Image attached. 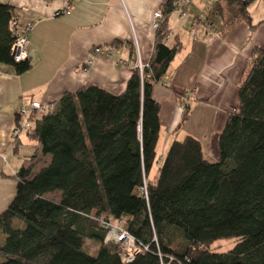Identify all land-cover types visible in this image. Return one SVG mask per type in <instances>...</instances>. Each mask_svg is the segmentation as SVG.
I'll return each instance as SVG.
<instances>
[{
	"label": "trees",
	"instance_id": "trees-1",
	"mask_svg": "<svg viewBox=\"0 0 264 264\" xmlns=\"http://www.w3.org/2000/svg\"><path fill=\"white\" fill-rule=\"evenodd\" d=\"M255 1L212 0L204 20L225 33L251 21ZM178 2L167 0L164 13ZM15 13L0 3V63L22 74L31 62L11 53ZM168 35L164 20L144 78L137 68L123 93L87 83L32 118V160L51 159L37 171L22 164L13 175L16 195L0 213V264H264V49H255L240 83L219 160L209 161L192 135L174 140L158 160L162 125L152 92L180 49ZM177 97L187 119L186 92ZM57 191L58 201L46 196ZM101 219L119 223L146 253L125 263L119 247L105 242ZM232 238L227 251L211 248ZM87 240L99 244L94 253Z\"/></svg>",
	"mask_w": 264,
	"mask_h": 264
},
{
	"label": "crops",
	"instance_id": "crops-1",
	"mask_svg": "<svg viewBox=\"0 0 264 264\" xmlns=\"http://www.w3.org/2000/svg\"><path fill=\"white\" fill-rule=\"evenodd\" d=\"M66 1L0 0L13 6L23 22L34 23L29 34L31 68L17 74L13 67L0 63V213L16 195L17 180L13 175L20 166L35 165L34 161L43 159L46 163L39 165L41 168L51 159L48 155L32 160L34 151L21 154L24 145L34 150L27 133L17 141L12 139L22 104L31 100L56 104L64 93L76 92L87 83L114 94L123 93L138 63L149 64L152 58L156 41L154 12L163 11L167 2L72 0L69 14H57ZM258 1L249 8L250 22L222 34L204 20L208 0H191L184 7V17L178 9L169 15L163 11L169 30L167 43L171 47L179 44L180 49L164 83L154 84L152 92L160 105V160L174 140L187 135L201 141L209 161L219 160L220 135L231 111L239 107L240 83L255 49H264V10L258 12ZM104 44H116L123 61L95 55L94 47ZM89 58L94 62L85 72L83 67ZM191 90L193 98H187L191 112L185 119L177 92ZM27 158L31 163H26Z\"/></svg>",
	"mask_w": 264,
	"mask_h": 264
},
{
	"label": "built area",
	"instance_id": "built-area-1",
	"mask_svg": "<svg viewBox=\"0 0 264 264\" xmlns=\"http://www.w3.org/2000/svg\"><path fill=\"white\" fill-rule=\"evenodd\" d=\"M190 2L191 0H179L177 9L181 11V17L187 15L184 7ZM208 3L210 4L211 1L208 0ZM71 10L72 0H67L64 9L57 14H69ZM164 20L165 15L161 9L154 12L153 26L156 30L160 27ZM33 28L34 23L32 21L23 22L21 16L17 13H15L14 17L10 21V29L15 36L11 48V53L13 58L17 62L29 59V34L33 30ZM93 52L95 55L105 54L107 56L116 58L120 62L123 61L121 51L116 44H104L95 46ZM93 62V59L89 58L85 63L83 70L85 72H88ZM148 67L149 64H143L142 62L138 63L137 68L140 70V76L142 79L144 78L145 70ZM162 82L164 83V80H162L161 83ZM193 95V90L186 93L188 99H192ZM55 108V103H44L36 100H31L28 103H23L16 116V123L12 129V139L14 141H17L22 134L29 132L33 128L32 118H41ZM182 108L186 110L185 105H182ZM143 192L147 193L146 185L143 187ZM101 221L108 230L105 242L115 244L119 247L125 263L132 262L138 255L144 254L148 250V246L141 245L136 240L134 235H132L128 230L124 229L119 223L108 221L105 219H101Z\"/></svg>",
	"mask_w": 264,
	"mask_h": 264
},
{
	"label": "rangeland",
	"instance_id": "rangeland-1",
	"mask_svg": "<svg viewBox=\"0 0 264 264\" xmlns=\"http://www.w3.org/2000/svg\"><path fill=\"white\" fill-rule=\"evenodd\" d=\"M256 1H258V0H256ZM258 2H261L260 5H259V11H258V12H261L262 9L264 10V0H259ZM24 146L25 147L21 151L22 155H24V153H26V150L29 151L27 153H31L32 151H34V150H32L33 148H31L30 146H27V145H24ZM161 148L162 147L158 148V160H160V157L162 155V149ZM27 159H29V158H27ZM26 163H31L30 159ZM34 163H35V171H37L40 168L39 165H43L46 162L43 159H41V161L36 160V161H34ZM39 163H41V164H39ZM46 196L49 199L58 201L60 199V197H61V193L59 191H57L55 193L47 194ZM0 241H1V239H0ZM235 243H236V240L234 238H232V239H223V240H220V241L214 243L211 248L213 250L227 251V250L231 249L235 245ZM98 247H99V244L96 243L95 241H93V240H87L86 241V249L88 251L94 253L97 250ZM3 259H4L3 256L0 255V261L3 260Z\"/></svg>",
	"mask_w": 264,
	"mask_h": 264
}]
</instances>
